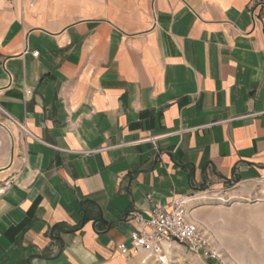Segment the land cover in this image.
<instances>
[{"label": "crops", "instance_id": "1", "mask_svg": "<svg viewBox=\"0 0 264 264\" xmlns=\"http://www.w3.org/2000/svg\"><path fill=\"white\" fill-rule=\"evenodd\" d=\"M249 9L0 0V123L15 136L0 264H141L119 248L132 209L264 186V7Z\"/></svg>", "mask_w": 264, "mask_h": 264}, {"label": "rangeland", "instance_id": "2", "mask_svg": "<svg viewBox=\"0 0 264 264\" xmlns=\"http://www.w3.org/2000/svg\"><path fill=\"white\" fill-rule=\"evenodd\" d=\"M14 137L10 127L0 125L3 164L10 161ZM207 188L210 191L200 193L191 210L215 239L222 256L209 260L178 246L172 252L171 264H264V186L248 185L238 196L225 191L216 194L212 187Z\"/></svg>", "mask_w": 264, "mask_h": 264}, {"label": "built area", "instance_id": "3", "mask_svg": "<svg viewBox=\"0 0 264 264\" xmlns=\"http://www.w3.org/2000/svg\"><path fill=\"white\" fill-rule=\"evenodd\" d=\"M261 6L264 7V0H250L249 13L252 17H255L257 9ZM33 54L37 56L39 51ZM7 115L10 120L15 121L12 115ZM191 209L186 200H178L170 205L152 202L147 210L132 209L128 217L134 220L136 225L130 234L131 246L121 243V253L130 256L143 250L145 254L141 264H171L173 250L184 246L209 260H218L222 254L215 239Z\"/></svg>", "mask_w": 264, "mask_h": 264}, {"label": "water", "instance_id": "4", "mask_svg": "<svg viewBox=\"0 0 264 264\" xmlns=\"http://www.w3.org/2000/svg\"><path fill=\"white\" fill-rule=\"evenodd\" d=\"M0 124H2V123H0ZM5 128H7L4 124H2Z\"/></svg>", "mask_w": 264, "mask_h": 264}]
</instances>
